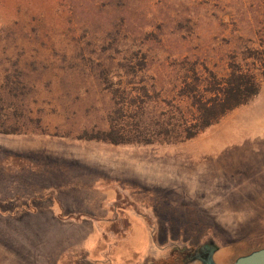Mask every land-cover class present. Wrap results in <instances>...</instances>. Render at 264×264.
Returning <instances> with one entry per match:
<instances>
[{
    "label": "rangeland",
    "instance_id": "rangeland-1",
    "mask_svg": "<svg viewBox=\"0 0 264 264\" xmlns=\"http://www.w3.org/2000/svg\"><path fill=\"white\" fill-rule=\"evenodd\" d=\"M239 3L0 0V264H185L210 241L231 264L264 248V82L185 142L87 138L143 85L177 93L167 56L224 66L253 37Z\"/></svg>",
    "mask_w": 264,
    "mask_h": 264
},
{
    "label": "trees",
    "instance_id": "trees-1",
    "mask_svg": "<svg viewBox=\"0 0 264 264\" xmlns=\"http://www.w3.org/2000/svg\"><path fill=\"white\" fill-rule=\"evenodd\" d=\"M239 1L236 10L248 12L254 20L249 34L253 37L234 40L233 53L224 66L211 67L210 57L193 53L167 56L165 61L173 65L174 80L179 82L177 93L152 97L143 85L136 94L128 93L130 99L119 108L120 123L112 119L109 129L87 138L112 144L181 143L256 98L264 82V0ZM131 70L127 74L135 75ZM2 130L9 132L0 126ZM191 260L186 254V264Z\"/></svg>",
    "mask_w": 264,
    "mask_h": 264
},
{
    "label": "water",
    "instance_id": "water-1",
    "mask_svg": "<svg viewBox=\"0 0 264 264\" xmlns=\"http://www.w3.org/2000/svg\"><path fill=\"white\" fill-rule=\"evenodd\" d=\"M207 244L206 248L209 249L210 255L207 259L203 260V264H218L215 261L214 255L220 247L214 241H210ZM231 264H264V248L242 255Z\"/></svg>",
    "mask_w": 264,
    "mask_h": 264
},
{
    "label": "flooded vegetation",
    "instance_id": "flooded-vegetation-1",
    "mask_svg": "<svg viewBox=\"0 0 264 264\" xmlns=\"http://www.w3.org/2000/svg\"><path fill=\"white\" fill-rule=\"evenodd\" d=\"M207 242H205L198 250L195 252V254H191L190 256L193 257V260L189 262L188 264L199 262L200 264H203V260L207 259L209 257V249L206 248ZM186 264V260H185Z\"/></svg>",
    "mask_w": 264,
    "mask_h": 264
},
{
    "label": "crops",
    "instance_id": "crops-1",
    "mask_svg": "<svg viewBox=\"0 0 264 264\" xmlns=\"http://www.w3.org/2000/svg\"><path fill=\"white\" fill-rule=\"evenodd\" d=\"M224 256H228V254H226V253H220V252H216L215 253V255H214V258H215V261L218 263V264H224L226 261L225 260H223V259H221V258H223Z\"/></svg>",
    "mask_w": 264,
    "mask_h": 264
}]
</instances>
